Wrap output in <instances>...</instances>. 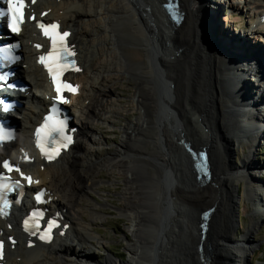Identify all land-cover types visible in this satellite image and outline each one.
<instances>
[{"label":"bare ground","instance_id":"1","mask_svg":"<svg viewBox=\"0 0 264 264\" xmlns=\"http://www.w3.org/2000/svg\"><path fill=\"white\" fill-rule=\"evenodd\" d=\"M161 1L34 0L32 3L29 2L27 17L35 14L36 19L32 23L26 22L23 36H20L22 46L19 50L21 58L17 63V74L30 86L26 92L31 104L28 108L23 107L25 115L21 120H11V123L16 124L17 138L0 147V162L10 158L13 163L18 164L21 172L33 176L35 186L44 187L45 210L57 212L60 224L55 230V239L50 243H42L34 236L24 234L19 230L16 217V212L24 205L21 202L9 217L0 221V239L5 241L4 264H63L65 261L61 255L70 257L69 264H173V262L190 264L187 258H190L192 250L200 264H204L205 259L211 256L212 259L208 260L207 264H234V262L246 264L248 247L254 243L251 237L255 223L251 221L246 233L238 239L231 235L234 221L230 219L226 224L227 230L223 232V222L221 225L220 219L223 215L225 217L227 211L229 213L233 211L231 189L235 183L238 186L241 179H246L245 196L247 194L254 196L255 199L251 198L254 200V205L259 204L258 206L264 209V184L261 185L255 175V173L261 175L263 169L257 166L250 152L253 145L262 144L264 126H258L260 122L255 121L254 128H259L256 133L250 132V129L244 131V135L249 137L248 142L245 143L249 152L244 154L239 172L220 161L219 155L217 156L220 140L214 130L219 117H216L213 109L222 106L224 113L227 114L225 118L223 115V126L220 123L218 125L228 145V153L229 151L232 153L235 146L243 147L245 136L241 130V122H246L244 118L249 114L247 111L253 107L250 100H245L246 92L243 86H239V80L247 74V71H253L255 64L253 61L246 64L238 63L239 59L222 52L216 45V30L213 23L217 22L216 9H221L224 5L229 9H238L240 2L244 1L245 6L251 5V9L254 8L253 12L257 10L256 12L260 11L261 14L264 13V0H259L261 4L258 5V9L255 8L253 0H180V10L184 15L178 25L171 23L165 12L168 9L162 8ZM42 18L56 21L62 29L70 30L69 42L76 52L75 56L80 66L76 72L69 74V77L77 83L79 92L70 95L66 102L69 105V112L75 117L74 124L77 123L73 129L75 140L62 156L50 162H45L33 150L32 128H30L38 118V108L49 98L50 90L44 73L35 63L36 44L40 43L35 31V23ZM221 19L227 21V16L223 15ZM230 22L231 20H228V23ZM114 31L121 33L120 35H132L135 41L132 45L128 43L122 48H117ZM236 32L233 31L232 34L238 39L240 36L235 34ZM240 32L243 31L240 29ZM249 34L250 38L255 39L264 49V24L259 19ZM240 38L242 40L240 48L247 49L250 53L248 56L253 55L254 49L247 41L249 37ZM25 40L27 43L24 42ZM126 60L132 63L131 67H126ZM190 60H193V63ZM175 61L174 66L172 63ZM155 66H158L159 71L162 72V78L157 75ZM186 75L191 78V88L194 89L195 105L191 106L194 115L189 116L192 118L191 124L182 111L183 82L181 81H184L183 77ZM255 76L257 80L250 85L254 86L251 90L255 91L254 94L258 98H264V77L262 73ZM83 79L91 80L90 84L85 85ZM124 79L131 86L130 102H134L142 112L134 121H128L123 127L122 137L113 149L103 153L92 151L83 145L80 139H88L92 144L99 142L98 139L90 137L93 131L89 123L101 118L105 120L104 122H108L109 118L103 116L106 111L103 109L113 103L111 93L114 92L112 96H117L114 83ZM199 85L204 87V93L201 87L199 89ZM222 87L227 91L226 95L222 92ZM37 91L42 94H38ZM174 95L175 101H173ZM221 96L226 98L223 99ZM108 97H110L109 102ZM199 98L201 103L196 101ZM204 108L210 109L211 113L207 114V109ZM254 112L257 113L256 116L262 117L264 122V112L260 113L259 110ZM147 124L155 128L154 143L146 141V146L141 147L138 142L145 136ZM187 125L192 126L193 135L198 136V140L192 139L194 136L191 137L188 133L190 130ZM232 127L236 130L232 131ZM157 131L160 133L157 134ZM192 143L198 147L195 148ZM152 144L156 145L154 149L151 147ZM202 146L214 156L215 161L211 179L203 185L197 180V173L193 171L192 160L188 154V150L199 151L201 150L199 147ZM154 150L157 152L155 153ZM25 155L32 158V161H24ZM137 156L149 157L148 162L145 163L147 169ZM101 168L118 169L125 174L124 189L120 196L123 206L119 209V213L131 221V238L128 239L125 248L128 259L123 262L116 261L110 256L96 262L91 259L94 253L88 241L94 237L88 233L86 225H92L100 219L99 202L92 201V194L99 185ZM155 169L160 171L163 181L170 184L172 205L169 209L173 211L170 218L176 216L182 222L181 226L187 228L185 230L190 236L189 239L179 238L176 225H173L171 229L173 234H169L168 237L165 236V232L157 235L155 233L157 228L153 219L156 216V205H153V202L155 203L159 197L155 183ZM16 175H19V172ZM219 184L224 185V192L220 190ZM27 191L30 194L29 188ZM217 196H219L218 200ZM29 201L30 196L25 202ZM193 206H196L197 214L193 225L189 226ZM209 207L214 210V224L208 232L209 237L206 234L202 242L203 249L198 251L199 216ZM61 230H63L62 235ZM191 240L196 243H191ZM171 244L173 246L181 244L182 250L173 253V248L168 247ZM219 259L220 262H217Z\"/></svg>","mask_w":264,"mask_h":264},{"label":"rangeland","instance_id":"2","mask_svg":"<svg viewBox=\"0 0 264 264\" xmlns=\"http://www.w3.org/2000/svg\"><path fill=\"white\" fill-rule=\"evenodd\" d=\"M228 10H230V9H228ZM232 10L234 11V14H233L234 16L231 17L232 19L230 18V20H231V22L229 23L230 27L229 28L223 27L222 31L219 30L221 33H223V35H225V36L227 35L229 40L232 39L231 34L233 33V31H238L240 29H241V31H243L242 33H245L247 31V29L245 27V21L247 19H249L248 17L250 16L248 11L244 10V8L238 7V9H232ZM117 30H118V28H117ZM114 33H115V37H116V43L118 44V45L116 44L117 48H122V47H124L123 45H127L128 43L130 45H132L133 42L135 41V38H133L132 35H129V36H127L125 34L120 35L121 33L118 34L115 31H114ZM237 33L238 32H236V34ZM249 39H250L251 44H254V45L257 44L255 39H252L250 37H249ZM177 60H179V59H177ZM176 61L172 63L174 66H175ZM237 61H238V63H242L239 60H237ZM186 62H187V60H186ZM190 62L193 63V60H190ZM125 65H127L126 67H131L132 63H130L129 61L126 60ZM155 67L157 68V75H160V78H162L163 75H162V72L159 71L160 70L159 67L158 66H155ZM179 74H181V73H179ZM183 78H184V81H181V82H183L181 88L183 89L182 100L185 102L182 101V107H183L182 111L184 113L183 115L186 118H188L187 119L188 123L191 124L193 122H192V118H190L189 116L194 115V111L191 107L192 105H195L194 104L195 101L193 99L194 89L191 88L192 87V82L190 81L191 78L189 79L187 75ZM90 81L91 80H89V79L88 80L83 79V82L85 85H89ZM113 87H114V91L116 92L117 96H112V95H114V92H113V93H111L110 97L112 98V102L114 104L111 103L110 106H107L106 108L103 109V111L106 110L104 112L103 116L106 115L107 118H109L108 122H104L105 120L103 118H101V120L96 119V120H92L91 121L92 123H89V125L91 126V131H93V132H91L92 134L90 133V135H91L90 137L98 139L99 142L92 144L90 141H88V139H84V138L80 139V142H82L83 145L87 146L92 151H100V153H103L104 151L113 149L119 143V141L122 137L123 127L127 125L128 121H130V122L134 121L136 119V117L139 116V113L142 112L141 111L142 109L137 107L134 102H132V103L130 102L131 86H129L127 80H125V79L119 80V81L114 83ZM168 87H169V85H168ZM200 87H201V91H203V93H204V87L202 85L201 86L199 85V89H200ZM37 92H38V94H42V92H39V91H37ZM222 92H224L226 95L227 91L225 90L224 87H222ZM189 94H190V96H189ZM200 94H202V92ZM110 97H108V99H107L108 102H109ZM221 97L223 98V96H221ZM222 98H221V101H222ZM224 98H226V97H224ZM175 99H176V96L174 95L173 101H175ZM200 100H201V98H199V100H196V101H200ZM204 100H205V98H204ZM128 103H130V104H128ZM200 103H201V101H200ZM204 109H207V108H204ZM213 110L215 111L216 117L217 118L219 117L218 122H216L217 124L215 123V125H214V128H215L214 130L217 132V135L219 136V140H220L219 150H217V151H219V153L217 154V156L219 155L218 157L224 165L229 166V167L235 169V171L237 170L239 172L240 168L242 166L241 160H242L244 154L249 152V149L245 146L246 142H243L242 143L243 147L235 146L232 153H230V151L228 153V151H227L228 145H226L227 143L225 142V140L223 138V132H221V128L218 125V123H220V125L223 123L222 122L223 121L222 120L223 115L225 118L227 114H226V112L224 113V108L222 106H218L217 108L214 107ZM208 113H211L210 109H207V114ZM206 121H207V123H209L208 117H206ZM74 122H75V117L73 115L71 123L74 124ZM75 124H77V123H75ZM225 124H226V126H228L226 121H225ZM222 126H223V124H222ZM93 127L95 129H93ZM146 128L147 129L144 133L145 136L141 137L139 139V142H138V145L141 147L146 146V144H147L146 141H150V142L154 143L153 139L155 138V135H154L153 130H155V128L149 124H147ZM187 128L190 130V131H188L190 136L191 137L194 136L193 135L194 129H192V126L188 127V125H187ZM231 129H232V131L236 130V128H234V127H232ZM159 133L160 132L157 131V134H159ZM102 136H103V139H105V141L102 139ZM197 137L198 136L195 135L194 137H192V139L198 140ZM162 139H163V137H162ZM261 142H262V144H260V145H257V146L253 145L250 152H251V156H253L254 160L256 161L257 166L260 169H263L261 175L259 173L258 174L255 173V175L257 176L256 177L257 181L261 185H263L264 184V135H263V138L261 139ZM192 144L194 147L196 146L195 148L198 147L194 143H192ZM155 146L156 145H153V144L151 145V147L153 149ZM202 147H204V146H202ZM202 147H199V148H202ZM156 149L160 150L158 147H156ZM154 152L156 153L157 151L154 150ZM173 155H175V154H173ZM217 156H215V158ZM137 157H138V160H142L143 165H145L146 161L148 162V160H149L148 156H142L141 158H140V156H137ZM178 157H179V155H178ZM211 158H212V160L210 163V167L212 170L214 168L215 161H214L213 155H211ZM151 159H150V161H151ZM183 160H181V162H183ZM145 168L147 169V165H145ZM107 169L108 168H106V169L101 168L100 169V171H99V173H100L99 181L100 182H99V185L97 187V189H99V190L97 191V189H96V191L92 194V197H93L92 201L93 202H95V201L99 202L98 203L99 204L98 210L100 212V214H99L100 219H98L92 225L88 226L85 224L87 227L88 233L92 237H94V238L89 239L88 245L93 250L94 255H93V257H91V259L95 262H96V260L97 261L98 260H104L105 258H108L109 256L116 261L123 262L124 260L128 259V253L125 250V248L127 246L128 239L131 238V226H130L131 221H129L124 215H121L119 213L120 212L119 209L123 206L122 205V197H120V196H122L121 192L123 191L122 189H124L123 179H124L125 174H123L122 171L118 170V169H113V170H110V169L107 170ZM154 172H156L155 183H156V188L159 192V197H158L157 201L155 203L153 202V205H156L155 206L156 216L153 219L156 222L153 221V223L154 222L156 223V225H154V226L157 228V230H155L156 231L155 233L157 235V234L162 233V231L160 232V229H161V222H162L161 219L163 217L162 212L164 210V207L166 205V207L169 208V206L172 205V202H171L172 198L170 199V189H169V186L167 187L168 183H165L163 181V177H162V174H160V171L158 169H155ZM183 173L185 174V171H183ZM237 185L238 186H236V183H235L233 185V188L231 189V195H233V211L230 213L227 211L225 217L223 215V217H221V219H220L221 225L223 222L222 230H223V232H225L227 230L226 224L228 222H230L229 221L230 219H232L234 221V228L231 231V235L234 238L241 239L242 235L246 233V229H247L248 225L251 223V221H253V223H255V230L253 231L251 238L254 240L253 241L254 243H253V245H250L248 247L249 251H247V258H246L245 263L246 264H264V209H262L261 206H258L259 204L254 205V203H253V201H254L253 199H255V198H253L254 196L251 197L250 195L248 196V194H247V196H245L244 191H245L246 179H241ZM214 187H215L214 189H216V187H217L215 182H214ZM219 188L221 191L222 190H223V192L225 191L224 185L219 184ZM190 190L192 191V189H190ZM174 191H176V189ZM217 191L218 190H216V192ZM217 194H218V192H217ZM218 197L219 196H217V200H218ZM251 198H253V199H251ZM164 201H166V202H164ZM259 202H260V200H259ZM196 214H197L196 206L191 207V219H192L193 223L195 221ZM175 217L171 218L172 221H174V223H178L179 226H181L182 222L179 221V219L177 217L176 218ZM255 217H256V219H255ZM172 227L173 226L169 227L170 230L168 229L169 231L167 230V232H165L166 237H168L169 234H173L171 232ZM176 231H177V229H176ZM147 234H148V231H147ZM151 234H152V232H151ZM191 243L195 244L196 242L194 243L191 240ZM192 248L194 249V245ZM192 251L190 254L191 255L190 258L186 257L188 263L200 264L199 260L196 259V256H194V252H192ZM185 255H186V253H185ZM61 256H62L63 260L65 261L63 264H69L68 260H70V257H68L67 255H61ZM155 257H157V256H155ZM221 257H222V254L220 255V258ZM39 259H41V257ZM211 259H212V256L209 258H206L205 259L206 261L204 260L205 261L204 264H207V261L211 260ZM217 262H220V259L217 260ZM234 264H237V263L234 262ZM241 264H243V263H241Z\"/></svg>","mask_w":264,"mask_h":264},{"label":"water","instance_id":"3","mask_svg":"<svg viewBox=\"0 0 264 264\" xmlns=\"http://www.w3.org/2000/svg\"><path fill=\"white\" fill-rule=\"evenodd\" d=\"M253 2L255 3V8L258 9V5L261 4V2L259 0H253ZM161 6L162 8H166L168 9L166 12V14L168 15V18L170 19L171 23H173L174 25H178L179 23H181L182 19H183V12L180 10V0H162L161 1ZM239 6L241 8H244V10L248 11V13L250 14V16L248 17L249 19H247L245 21V27L247 29V31L245 33L240 32V30H238L237 32H240V34H238V36L244 38H247L246 36L250 35L249 32L252 31V28L255 26L256 22L261 21L262 24H264V21L262 20V18L260 17V11L253 12V9H251V5H244V1L240 2ZM253 6V5H252ZM229 8H226V5L222 6V8H218L216 9L217 11V22L213 23V25L215 26V38H216V45L218 46V48L222 51V52H226L229 54V56H233L234 59H239L242 63H249L251 61H253V63L255 64L254 66V70L253 71H247V74L242 77L239 80V86H243V89L246 92V96H244L245 100H250L252 102L251 107L249 108V111H247L249 114L247 116H245L244 120H246V122H241V130H243V135H244V131L247 132V129H250L253 133H256V131L259 130V128H254V124L255 121L260 122V124H258V126L262 127L264 126V122L262 121L263 118L262 117H258L256 116L257 113H255V110H259L261 111L260 113L264 112V98L260 97L258 98V96H255V91L251 90V88L253 89L254 86H250L251 84H254V81L257 80L255 75H260V73H262V76L264 77V61L263 59H260L257 55H256V51L253 50V55L248 56L247 52L245 49H241L240 45L242 44V40L240 37H238V39L234 38V34H231V38L232 39H228V36H225V40H223L220 37V32H218L219 30L222 31V26L224 28H229L230 25L228 23V20H230V18L232 16H234V12L232 9L228 10ZM228 10V11H227ZM223 15L227 16V21L221 19L223 17ZM223 23V25H222ZM229 26V27H228ZM236 34V33H235ZM248 34V35H247ZM251 36V35H250ZM248 36V37H250ZM247 41L249 42V44H251L250 39L247 38ZM231 43H233V45H230ZM248 44V43H247ZM254 58V60H253ZM251 81V82H250ZM250 94H254V95H250ZM261 94V93H259ZM243 119V118H242ZM242 121V120H241ZM262 124V125H261ZM261 129V128H260ZM242 136V135H240ZM245 136V135H244ZM245 142H248L249 137H243ZM188 154L190 159L192 160V165H193V171H195L197 173L196 177L197 180L199 181L200 184H204L205 182L208 183L211 179L212 176V170L210 167V163H211V155L209 153V151H207L204 147L201 148V150L199 151H194L190 152L188 150ZM210 176V177H209ZM174 184V183H173ZM170 186V184L167 185V187ZM166 202V201H164ZM165 205V204H164ZM171 208V207H170ZM175 208V207H174ZM177 209V208H176ZM172 210H170L169 208L164 207L163 210V217L161 219V229L160 232H167L168 227L169 226H173L176 225L177 231H178V235L179 238L181 239H189L190 236L188 234V232H186L185 230V226H179L178 223H174V221L171 220L170 216L172 215ZM213 208H207L204 212L201 213V215L199 216V233H200V243L198 244V251L203 249V240L206 237V234H208L209 237V233L211 231V228L213 227L214 224V217H213ZM190 222L188 223L189 226L193 225V221L192 219H189ZM179 226V227H178ZM187 229V228H186ZM187 234V235H186ZM169 248H173V253H176V250L180 251L182 250V246L181 244L177 245H169ZM207 247V246H206ZM184 252V250H183ZM187 253V252H185ZM173 264H175V262H173Z\"/></svg>","mask_w":264,"mask_h":264},{"label":"snow or ice","instance_id":"4","mask_svg":"<svg viewBox=\"0 0 264 264\" xmlns=\"http://www.w3.org/2000/svg\"><path fill=\"white\" fill-rule=\"evenodd\" d=\"M7 4V10H0V15L8 16L10 17V27L13 32L19 31L18 25L22 22L24 17V11L25 8V0H5ZM46 36H48L51 39L52 42V51L48 53L47 56L40 57V62L45 65V67L48 69V72L53 79L54 84L56 85V92L58 93V98L60 100L63 99L62 96L59 94L62 92V88H69L72 91H75L74 88H71L70 85L64 84L61 85V82L59 80V75L66 70L65 65L62 63V61L67 57L73 55L69 51V49L65 46V40L66 37L69 35L68 32H64L60 34L58 32V25L52 24L50 26H45L44 24L39 25ZM57 53L59 54L57 56ZM78 70V69H77ZM59 123V122H58ZM45 129H48L49 131L55 130L61 133L63 135L64 126L62 123H59V127L55 128H49V126L46 124L44 129L37 131V146L41 149V152L46 155L50 156L51 154L46 152L45 145L42 142V133L45 131ZM68 143H71V137L70 136H64L63 138V144L66 146ZM3 167L5 169H10L9 162L5 161L3 164ZM19 169L17 168V171ZM2 179V178H0ZM29 180L31 178H28ZM14 187H19L20 185L18 182H16ZM3 188H7L8 185L4 184L2 185ZM7 206V204H5ZM40 213H34L33 218L39 217ZM25 230L31 231L32 229H38L39 225L37 224H30L29 220H25L24 222ZM56 226L54 221H50L48 223L47 229L40 235V239L42 240H50L51 238V230L52 228ZM32 234H35L33 232ZM13 243H15L13 241ZM2 249H3V242L0 241V258H2Z\"/></svg>","mask_w":264,"mask_h":264}]
</instances>
